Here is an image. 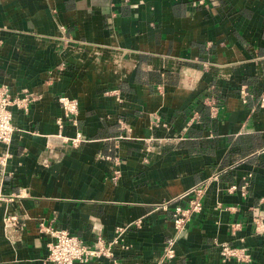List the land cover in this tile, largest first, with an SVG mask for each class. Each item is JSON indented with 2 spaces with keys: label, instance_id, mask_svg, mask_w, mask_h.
<instances>
[{
  "label": "crops",
  "instance_id": "1",
  "mask_svg": "<svg viewBox=\"0 0 264 264\" xmlns=\"http://www.w3.org/2000/svg\"><path fill=\"white\" fill-rule=\"evenodd\" d=\"M0 86L33 96L0 142V264H52L41 227L117 239L86 264H264V0H0Z\"/></svg>",
  "mask_w": 264,
  "mask_h": 264
},
{
  "label": "built area",
  "instance_id": "2",
  "mask_svg": "<svg viewBox=\"0 0 264 264\" xmlns=\"http://www.w3.org/2000/svg\"><path fill=\"white\" fill-rule=\"evenodd\" d=\"M241 95L243 98L248 96L246 87H242ZM33 100V96L26 94L22 99H11L9 91L6 87L0 86V142L9 145L11 142L13 127L11 107L17 106L26 109L28 103ZM59 103L62 106L65 118L72 124H76L75 116L77 115V102L66 97L59 98ZM260 105L264 106V94L260 97ZM73 145L80 143V138L77 136L72 141ZM119 172L115 171L112 180H116ZM247 178H244V183L239 188L231 186L229 192H234L239 189L241 195H244L248 187ZM190 192L196 195V198L190 201L186 208L176 207L173 211L174 236L169 239L163 251V259L171 260L175 257L174 246L180 234L186 229V226L193 214L199 213L202 209L201 197L203 195V188L196 187ZM166 209L165 206H163ZM16 217H9L6 223L9 226H16ZM255 233H264L262 219H254L253 221ZM239 225H233L232 228L236 230ZM41 231L50 234L54 238V242L48 245V261L52 264H86L91 260L99 258H112V247L117 244V239L112 241H105L102 238H97L91 245L84 244L78 237L69 234L65 230H53L51 228L41 227ZM121 231V230H119ZM220 255L223 259L232 258L238 262H249V255L245 249H236L230 247L228 244L220 245Z\"/></svg>",
  "mask_w": 264,
  "mask_h": 264
}]
</instances>
